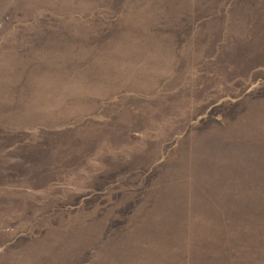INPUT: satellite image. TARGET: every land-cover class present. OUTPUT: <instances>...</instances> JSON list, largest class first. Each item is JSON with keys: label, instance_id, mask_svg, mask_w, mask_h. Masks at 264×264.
<instances>
[{"label": "rangeland", "instance_id": "374dc122", "mask_svg": "<svg viewBox=\"0 0 264 264\" xmlns=\"http://www.w3.org/2000/svg\"><path fill=\"white\" fill-rule=\"evenodd\" d=\"M0 264H264V0H0Z\"/></svg>", "mask_w": 264, "mask_h": 264}]
</instances>
